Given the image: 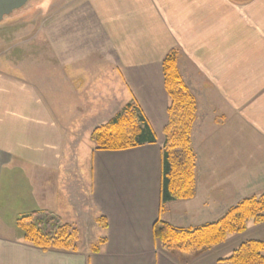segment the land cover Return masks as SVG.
I'll list each match as a JSON object with an SVG mask.
<instances>
[{
  "label": "crops",
  "instance_id": "0c3cea01",
  "mask_svg": "<svg viewBox=\"0 0 264 264\" xmlns=\"http://www.w3.org/2000/svg\"><path fill=\"white\" fill-rule=\"evenodd\" d=\"M71 5L54 21V64L39 67L49 78L42 79L39 68L32 76L0 71V264H227L220 261L241 244L229 250L226 241L198 257L170 252L156 243L154 225L160 219L194 227L180 225L210 208L221 219L223 203L230 208L252 196L247 193L255 184L240 183L255 168L264 170V0ZM173 51L180 53L183 80L211 113L192 131L198 153L195 198L163 205L162 148L170 106L163 61ZM57 77L67 78L56 85ZM127 90L157 143L96 151L88 140L124 107ZM81 151L91 156L89 189L80 174ZM71 170L73 179L66 177ZM227 172L236 182L226 181L233 180L223 176ZM203 187L206 196L193 208L198 211H189L186 205L198 200ZM60 191L74 211V225L57 214ZM35 212L52 213L80 237L91 226L104 237L93 248L81 241L76 251L44 252L17 227L20 217ZM102 217L107 228L99 223Z\"/></svg>",
  "mask_w": 264,
  "mask_h": 264
},
{
  "label": "trees",
  "instance_id": "16d2710c",
  "mask_svg": "<svg viewBox=\"0 0 264 264\" xmlns=\"http://www.w3.org/2000/svg\"><path fill=\"white\" fill-rule=\"evenodd\" d=\"M178 53L171 52L163 61L165 90L170 101L169 122L164 130L162 148L161 202L191 200L196 188V154L191 133L196 120V101L178 70ZM96 151H124L157 143L156 134L142 107L134 98L105 125L92 134ZM52 216L41 224L38 215ZM250 222L264 224V194L246 198L232 207L217 222L199 227L177 228L162 220L154 225L158 246L166 251L188 252L198 257L224 244L231 235L247 231ZM99 223L107 228L105 218ZM25 241L44 252L50 250L76 251L79 232L49 212H36L17 220ZM103 243V242H102ZM97 250V249H96ZM222 263L264 264V242L248 241L241 244Z\"/></svg>",
  "mask_w": 264,
  "mask_h": 264
},
{
  "label": "rangeland",
  "instance_id": "374dc122",
  "mask_svg": "<svg viewBox=\"0 0 264 264\" xmlns=\"http://www.w3.org/2000/svg\"><path fill=\"white\" fill-rule=\"evenodd\" d=\"M82 0H31L27 6H25L22 10L15 12L10 17L6 18L3 23L0 24V71L12 72L14 74L22 75V71L25 70L27 74L34 75L37 74V68L41 66L51 67L54 64L53 58V30H54V21L57 19L60 13H63L64 10L69 11V6L77 7V2ZM66 5V6H64ZM63 6L62 10L60 8ZM176 52V51H173ZM178 53V52H177ZM180 57V53H178V60ZM186 71H188L189 64H183ZM179 66V64H177ZM40 69V68H39ZM46 70V69H45ZM45 70L42 68L40 69V73H42L41 78L45 79L44 76L49 78L45 75ZM47 71H49L47 69ZM46 71V72H47ZM67 77H57L54 78L53 83L56 85L60 84V81H63ZM44 82V81H43ZM185 82V81H184ZM45 83V82H44ZM186 83V82H185ZM187 85V84H186ZM188 87V86H187ZM189 88V87H188ZM190 90V89H189ZM191 94L195 97L196 101V113H195V122L196 125V132L199 131L201 123L204 121L207 114L211 113V107L207 108L203 104H205V99H201L200 96L196 97L195 94L190 90ZM116 95H119L116 93ZM120 96V95H119ZM123 95H121L122 99ZM113 98V97H112ZM125 100L124 106L131 100V93L127 90L124 96ZM115 101V97L113 98ZM123 108L121 107V110ZM119 110L118 113L121 111ZM112 119V118H111ZM193 125V127H194ZM101 127V126H99ZM98 128V127H97ZM96 128V129H97ZM193 131V129H192ZM94 132V131H93ZM192 134V133H191ZM192 141V135H191ZM197 141V139H196ZM91 146H95L94 142L92 141V137L88 140ZM196 154V165L198 167V153ZM89 152L81 151V155L78 157L79 163H81L80 174L84 177L85 185L87 188H90V181H91V158ZM202 158H206L203 155ZM201 159V157H200ZM196 167V172H197ZM78 173V172H77ZM223 176L227 177L232 175L233 173L227 172L222 173ZM246 173L242 174L244 176ZM249 179L244 178L241 181V185H246L248 183H254L255 186L250 189L247 195H250L249 198L254 196L259 197L264 194V170L255 168V171L248 173ZM70 176L71 179L75 178L74 172L71 170L68 172L66 177ZM236 176L228 177L231 180H226L227 182L233 183L236 182ZM237 177H240L237 175ZM259 184V185H258ZM86 190V189H85ZM199 190V197L198 200L192 202L191 204H187L186 206L190 209L189 211L194 212L198 211L197 209H193L196 204H201L202 198L206 196L205 188H200ZM211 193H212V189ZM226 190V189H223ZM195 192H197V188H195ZM254 194V195H253ZM196 195V194H195ZM58 196V211L57 214L62 218L64 223H71L74 225L73 220H75L74 211L69 208L70 206L67 203V198L64 194H61V191L57 194ZM195 198V197H194ZM193 198V199H194ZM218 199V197H216ZM206 200H210L208 197L204 198ZM246 199V198H245ZM201 200V201H200ZM218 201V200H217ZM240 203V202H239ZM238 203V204H239ZM237 205V204H236ZM234 205V206H236ZM230 204L223 203V215H224L234 206ZM202 205L200 209H202ZM229 208V209H227ZM199 209V210H200ZM211 211L206 212L205 215H201L204 212L202 211L201 214H197V217L192 220V217H187L185 223H182L180 226H202L205 224L217 222L220 217L219 211L214 208H210ZM225 210V211H224ZM36 213V212H35ZM53 215V214H52ZM45 218L51 219L52 221L55 220L52 216L45 217V215H38L37 222L41 224ZM220 220V219H219ZM81 234L86 235L83 237L79 236V242L83 243L82 246L93 248L94 246L99 244V241L104 237L103 232L91 226L89 230L81 229ZM248 241H261L264 242V224L255 225L253 222H250L247 226V231L242 234H234L231 235L224 247L227 249L232 250L233 248L237 247L239 244H243L244 242ZM79 245V244H78ZM84 248V247H83Z\"/></svg>",
  "mask_w": 264,
  "mask_h": 264
},
{
  "label": "water",
  "instance_id": "95a60500",
  "mask_svg": "<svg viewBox=\"0 0 264 264\" xmlns=\"http://www.w3.org/2000/svg\"><path fill=\"white\" fill-rule=\"evenodd\" d=\"M31 0H0V24L15 12L22 10Z\"/></svg>",
  "mask_w": 264,
  "mask_h": 264
}]
</instances>
